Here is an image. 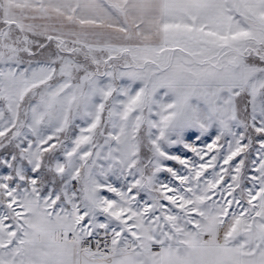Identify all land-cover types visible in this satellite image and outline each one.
Wrapping results in <instances>:
<instances>
[{"label": "snow or ice", "instance_id": "6c2138e0", "mask_svg": "<svg viewBox=\"0 0 264 264\" xmlns=\"http://www.w3.org/2000/svg\"><path fill=\"white\" fill-rule=\"evenodd\" d=\"M0 264H264V0H0Z\"/></svg>", "mask_w": 264, "mask_h": 264}]
</instances>
